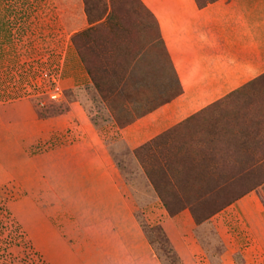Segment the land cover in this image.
I'll return each instance as SVG.
<instances>
[{
	"label": "rangeland",
	"instance_id": "1",
	"mask_svg": "<svg viewBox=\"0 0 264 264\" xmlns=\"http://www.w3.org/2000/svg\"><path fill=\"white\" fill-rule=\"evenodd\" d=\"M113 2L118 24L98 19ZM135 8L0 0V264H64L67 235L50 220L96 213L82 172L66 167L94 161L74 144L79 110L106 136L134 198L135 264H264V77L131 151L117 125L179 93L165 47L144 30L152 21ZM128 260L121 249L118 264Z\"/></svg>",
	"mask_w": 264,
	"mask_h": 264
},
{
	"label": "crops",
	"instance_id": "2",
	"mask_svg": "<svg viewBox=\"0 0 264 264\" xmlns=\"http://www.w3.org/2000/svg\"><path fill=\"white\" fill-rule=\"evenodd\" d=\"M142 1L158 20L180 93L134 121L117 125L115 133L131 151L264 75V0H215L204 6L195 0ZM76 118L79 138L74 144L94 161L66 167L82 172L87 184L82 182L81 189L98 206L88 218L64 215L55 224L50 220L59 234L67 235L64 264H118L121 249L127 264H135L137 231L129 225L134 198L110 156L106 136L92 128L82 110ZM156 200L150 196L146 202ZM166 231L176 244L174 231Z\"/></svg>",
	"mask_w": 264,
	"mask_h": 264
},
{
	"label": "trees",
	"instance_id": "3",
	"mask_svg": "<svg viewBox=\"0 0 264 264\" xmlns=\"http://www.w3.org/2000/svg\"><path fill=\"white\" fill-rule=\"evenodd\" d=\"M196 3L198 4V6H204L206 5L208 2H212V1H215V0H195ZM86 2V6L88 4V0H85ZM135 2V5L137 6V8L133 9V12L134 14L136 15H142V18L143 19H149L152 21V24L153 26L152 27H149V26H144V30L148 31L149 28H153V32H150V33H153L152 36L153 38L155 39H159L161 41V43L163 44L164 46V42L162 40V37H161V34H160V27H159V23H158V20L156 19V17L154 16V14L148 9V7L144 4V2L142 0H134ZM86 13L88 15V19L91 20L90 16H91V8L89 9V6L86 8ZM106 15V16H105ZM104 15V12L102 14H100L98 16V19H102L103 17H105V20L108 22V23H112V24H118L117 22L120 21L121 18H123V14L121 13V11H119V9L115 6L114 2L112 4V8L111 10L106 13ZM87 32V30H83L82 32H79L77 35H82V34H85ZM165 47V46H164ZM79 49V48H78ZM81 49V48H80ZM166 49V48H165ZM80 54L83 55V51L82 50H79ZM83 59L84 56H83ZM170 60V59H169ZM171 63V62H170ZM172 66V64H171ZM88 69V72L92 74V70L91 68H87ZM173 69V68H172ZM264 77V75L262 76ZM97 84V83H96ZM179 93H180V87H179ZM143 115V114H142ZM188 120V119H187ZM186 120V121H187ZM185 122V121H184ZM183 123V122H182ZM181 124V123H180ZM179 125V124H178ZM177 125H175L174 127H176ZM172 127V128H174ZM171 128V129H172ZM169 130H167L166 132L156 136L155 138L151 139L150 141L142 144L141 146L135 148V150H139L140 148L144 147L145 145H147L148 143H150L151 141L165 135ZM213 191V189L211 190ZM224 205H226V202L224 203H221L219 204V206L217 207L216 210H219L220 208L224 207ZM192 213L194 215V218H195V221L196 222H199L200 219L198 218L197 214L195 213V210L192 209Z\"/></svg>",
	"mask_w": 264,
	"mask_h": 264
}]
</instances>
